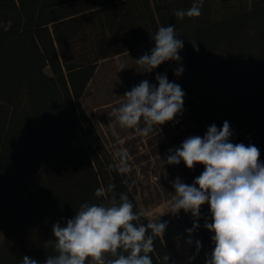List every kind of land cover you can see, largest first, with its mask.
<instances>
[{
	"label": "trees",
	"instance_id": "16d2710c",
	"mask_svg": "<svg viewBox=\"0 0 264 264\" xmlns=\"http://www.w3.org/2000/svg\"><path fill=\"white\" fill-rule=\"evenodd\" d=\"M192 3L0 0V264L24 256L43 264L54 254L45 246L52 226L83 203L124 193L140 222H152L82 97L100 61L142 48L150 54L161 26H174L184 47L181 62L156 71L181 86L200 136L228 121L230 142L254 144L264 163V0H204L199 17H175ZM109 185L113 192L95 195ZM149 255L153 264H177L161 235Z\"/></svg>",
	"mask_w": 264,
	"mask_h": 264
},
{
	"label": "clouds",
	"instance_id": "9594fccd",
	"mask_svg": "<svg viewBox=\"0 0 264 264\" xmlns=\"http://www.w3.org/2000/svg\"><path fill=\"white\" fill-rule=\"evenodd\" d=\"M204 0H193L188 9L176 10L178 19L201 15ZM174 26H161L153 34L155 46L150 54L136 60L141 71L151 73L167 61L181 62L179 52L184 41L178 38ZM194 50L199 51L196 42ZM183 67H177L174 75H182ZM158 86L141 81L123 96L125 100L114 109L121 127L137 128L146 136L153 125L171 122L183 110L185 92L166 74L155 77ZM228 121L221 128L208 127L203 137L190 136L174 151L169 150L165 163L178 165L183 161L188 169L197 164L204 171L194 183H183L179 177L173 182L175 213L184 210L195 218L192 232L199 227L196 222L201 206L207 203L212 217L204 227L214 233V249L206 264H264V163L259 160L260 150L254 145L233 144ZM111 167V166H110ZM122 174L130 172L123 162L118 168ZM115 185L97 188V197L113 192ZM142 212L134 211L129 197L121 193L107 204L80 205L73 218L52 226L54 240L45 241L54 254L47 255L43 264H153L149 255L154 249V237L162 235L166 222L141 223ZM192 243L191 239L188 241ZM197 250L201 247L196 241ZM125 253H127L125 255ZM22 264H38L24 256Z\"/></svg>",
	"mask_w": 264,
	"mask_h": 264
},
{
	"label": "rangeland",
	"instance_id": "374dc122",
	"mask_svg": "<svg viewBox=\"0 0 264 264\" xmlns=\"http://www.w3.org/2000/svg\"><path fill=\"white\" fill-rule=\"evenodd\" d=\"M145 53L142 48L100 61L82 97V104L120 167L123 160L130 168L126 175L145 216L152 222H166L161 237L176 263L206 264L214 249V233L204 227L206 222H212L209 205L205 203L201 206L196 220L199 227L191 236L187 230L193 228L195 218L184 210L175 213L173 208L176 195L173 182L179 177L183 183L193 184L204 171V166L197 164L194 169H188L183 161L178 165L164 162L170 149L174 151L190 136H200L186 108L183 107L173 121L162 126L153 125L146 136L140 135L137 130L146 126L143 121L137 128L121 127L114 115V109L125 100L123 95L141 81L148 80L158 86L155 77L159 73L156 69L151 73L143 72L136 62ZM196 241L201 243L199 250Z\"/></svg>",
	"mask_w": 264,
	"mask_h": 264
}]
</instances>
